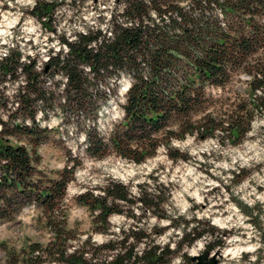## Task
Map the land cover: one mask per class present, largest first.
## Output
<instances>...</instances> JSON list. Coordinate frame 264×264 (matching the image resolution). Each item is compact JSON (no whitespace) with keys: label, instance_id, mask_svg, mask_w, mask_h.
<instances>
[{"label":"trees","instance_id":"obj_1","mask_svg":"<svg viewBox=\"0 0 264 264\" xmlns=\"http://www.w3.org/2000/svg\"><path fill=\"white\" fill-rule=\"evenodd\" d=\"M112 1L106 29L100 27L104 16L98 15V24L74 31L72 39L62 31L59 42L68 51L60 48L49 53L43 67L36 56L28 55L24 61L17 46L0 56V81H18L11 95L13 109L7 119L0 116V222L11 220L35 201L43 206L37 208L38 213L43 211L38 222L51 233L47 247L31 242L19 251L6 252L5 264H171L175 255L192 263L187 246L201 237L226 232L210 220L192 219L196 224L191 226L189 219L175 224L176 217L166 213L168 198L163 192H151L144 180L136 185V195L130 184L114 178L88 188L74 201L91 210L94 231L110 232V217L115 213L133 223L120 236L112 231L114 239L99 247L92 244V238L82 240L74 230H65L64 199L75 166H64L56 178L46 177L37 168L36 149L49 131L37 119L41 106L44 119L57 111L63 119L77 117L76 121L87 124L85 151L91 156L104 158L112 153L135 164L153 157L159 146L173 161L189 159L188 152L171 146V138L183 139L185 132H198L197 139L204 140L219 129L224 133L221 142L238 143L250 129L254 114L264 110V95L255 94L257 89L264 90V0ZM61 4L37 0L36 7L27 11L56 33L55 13ZM243 72L256 77L247 98L231 103V97L222 93L221 99H212L221 95L212 92L213 87L225 88ZM122 77L133 81L121 103L123 116L103 135L96 128L98 114L110 96L117 94ZM237 89L235 97L240 98ZM10 98L0 91L2 107L8 106ZM212 105L219 113L216 120L191 122V113ZM220 116H227V128ZM177 121L182 122L179 133L166 129ZM157 131L160 138L153 139ZM10 136H25L30 145L14 144ZM136 207L141 208L140 214L148 211L178 227L174 250L170 240L161 247L150 238L165 228L149 233L138 227ZM222 243L210 240L207 247Z\"/></svg>","mask_w":264,"mask_h":264},{"label":"rangeland","instance_id":"obj_2","mask_svg":"<svg viewBox=\"0 0 264 264\" xmlns=\"http://www.w3.org/2000/svg\"><path fill=\"white\" fill-rule=\"evenodd\" d=\"M58 1H61L62 4L55 13L57 31L56 33H53L41 25L39 20L35 19L27 11L29 7L17 4L16 0H0V28H2L6 33L3 37H0V39L8 41V43L0 44V56H3L5 51L8 52V49L12 46H17V48L22 51L23 55H25V57H22L24 61L27 60L28 55L31 57L36 56L37 64L43 67L44 65L42 63L47 59L49 53L52 54L57 52V48L65 49L64 45L59 42V34H62V31L66 33L67 37L72 39L75 34L73 33L74 31H81L84 30L85 26L98 24V15L104 16L100 27L102 29H106L108 26V18L110 17L109 14L114 4L112 0ZM29 18H34L39 24V29L36 33H25L24 31L26 27L31 26L26 24V21ZM26 36L28 37L27 39L25 38ZM244 73L245 72L239 75H243ZM54 78L63 79V76L55 75ZM126 78L128 77L121 78L116 91L117 94L110 96L108 102L102 107L100 113L98 114L96 128L103 135H106L107 132H109L111 128L122 119L120 117V114L123 113L121 103L124 101L126 87L124 81ZM108 84L110 85V83ZM17 85L18 81H0V91L11 97V102L8 103L7 107H2L0 105V116L4 119H7L9 113L11 112L9 109H13V106L11 107V95ZM246 86V79H238L235 77L227 87L223 88V93L231 97L229 100L230 102H237L243 97L242 95H240V98L235 97L237 94L235 89L239 88L241 92L247 91ZM259 90L264 93V90ZM212 92L219 94V87H213ZM108 93H110V91H108ZM248 93L249 91L247 92V96ZM14 105H16V103ZM42 108L44 107L41 106L38 109L37 117L39 115V118L37 119L39 121V125L42 127L47 126L49 131L46 138L36 149L38 155L40 156L37 168L42 170L46 177L49 176L56 178L59 176V172L64 166H75L73 179L67 184V194L64 199L66 211L77 205V202L74 201V190L99 187L108 181V179L114 178L112 172L113 169H115V172L118 173L119 176L125 177L128 172L131 171L134 172L135 175L128 178L127 184H130L132 188L135 187L137 189L136 185L145 180L149 184V190H151V192H163L164 196L168 198V202L165 205L166 213L171 215L177 212V205L182 199L191 203L192 208L189 209V213L192 214V218L190 219L191 221L189 222V226L196 224V221L192 220L198 219L194 215L195 212L203 213L207 211L209 216L199 220H210L211 223L212 219H222L228 215H233V218L235 219L236 209L238 208L241 214L248 217V219L244 221V225L246 226L251 224L253 226V230L259 235L260 243L264 244V208H261L259 203L252 208L248 207L245 203V199H254V196H250L252 188H256L257 192H264V187H262L259 183V180L264 178V170H262V167L264 166L257 165L252 168H240L237 164L235 167L229 169L219 168L217 165L221 162L230 163L231 156L218 155L215 152L200 153L203 160H198L190 156L189 159L173 161L171 158H168L162 146H159L156 151L157 153L153 157H150L146 161L139 164H135L124 158L122 159L120 156L112 153H110L107 157L97 158L93 155L91 156L87 153V151H85L86 139L83 137L85 129L89 128L87 124H82L76 121L77 117L68 116L67 119H63L61 112L58 113L57 111H50L49 116L44 119L42 117ZM256 114L264 117V110L256 112ZM246 139L245 135V137L238 143H233L229 139H226L225 142L220 141V144L225 152L237 155L238 153L242 154L245 150L244 141ZM10 141L14 144L19 143L26 146L30 145L25 136H10ZM202 141L203 140L197 139V143ZM160 158H162L163 162H161ZM153 161H155V167H153ZM189 166H195L198 172L203 173V177L196 182L197 187H199L201 183L207 179H211L216 182V185L211 187L207 184H203V187L208 190L201 192V195L204 196V202L202 204H196L194 199L188 196L183 190L184 181L181 180V177H184V180L188 183H192V178L185 175L187 167ZM149 169L151 170L149 171ZM177 169L180 171H177ZM215 172H220L221 175L217 176L215 175ZM77 173L83 174L82 179L77 176ZM161 177H163V179H161ZM173 177L176 178L173 179ZM114 179L124 182L119 178ZM93 181L99 182L93 183ZM149 181L151 183H149ZM189 190L191 191V189ZM134 212L137 214L139 219V221L136 219L138 227L145 228L149 233L155 232L156 230H159V228H165L164 232L159 235H155L154 233L150 235V238L154 239L155 242L169 231L172 232V235L168 237V241L170 240L171 245L175 242V240L179 239L180 233L178 232V227H173L174 225L170 224L163 226L159 224V221L169 219L157 218V216L148 211L140 214L141 208L139 207H136ZM116 216H123L125 218L124 222L118 223L114 219ZM153 218L157 220L156 225L151 223ZM186 219L187 218L185 216H179L175 218L174 222L175 224H180V222H183V220ZM82 220L83 222L79 224L78 228L74 229V231L78 233L79 238L82 240L84 236L92 238V234L95 233L113 236L114 232V236H120V231L123 229L126 230L129 225L133 223V219L124 215L116 213L112 214L110 217V232L104 233L93 230L94 227L91 216L85 215L82 217ZM5 221L7 220H3L0 224H3ZM199 226H202L201 223ZM117 228H119V232L116 231ZM220 230H225V234L222 235V233H219L217 237L213 236L211 241L217 239L219 242L223 241V243L218 244L211 250L215 251L220 249L222 251V255L219 256L218 264H235L234 261H230L225 256V252L231 246L228 242L233 236L239 235L242 239H247L245 227L220 228ZM32 235L39 239L45 236L50 237L51 233L38 222V229L36 232H33ZM195 241L192 245L187 246L185 249L188 254L192 250ZM31 242V240L25 239L24 246ZM252 242H256V235L252 237ZM207 243L205 245V249L208 248ZM0 244V264H5L6 245L4 243ZM251 255L254 254L243 253L241 264H253V262L249 259ZM255 255L258 256L255 264H261V262L264 261V248L258 249ZM176 257L180 256L175 255L172 259ZM48 264L56 263L50 262ZM183 264L196 263L194 261L191 263L183 260Z\"/></svg>","mask_w":264,"mask_h":264},{"label":"clouds","instance_id":"obj_3","mask_svg":"<svg viewBox=\"0 0 264 264\" xmlns=\"http://www.w3.org/2000/svg\"><path fill=\"white\" fill-rule=\"evenodd\" d=\"M17 4L23 5L25 7L29 8H35L37 4V0H16ZM50 2V0H49ZM155 16V13H153ZM28 26L24 29L25 33H36L39 29V24L35 21L34 18H29L26 21ZM5 31L0 28V37H3L5 35ZM28 38L27 36L25 37ZM8 43V41L4 39H0V44ZM57 50H59L57 48ZM65 51H68V49H65ZM3 55H8L7 51L3 53ZM238 79H246L247 81V91L241 92L242 97L247 98V92L251 90V83L255 80L254 75H248L247 73H244L243 75L237 76ZM126 87L125 91L131 88L132 86V78L128 77L124 81ZM219 91L221 95H214L212 99L219 100L222 98L223 88L219 87ZM237 91H240L238 88ZM257 96L264 95L259 89L256 90L255 93ZM226 111V110H225ZM123 113L120 114V117L122 118ZM219 116V113L217 111L216 105L212 106H205L201 110L191 113L190 119L193 124H198L199 122H203L206 120V118L211 117V119L216 120ZM39 118V115L38 117ZM220 119L224 121L223 127H228V119L227 116H220ZM181 125L182 122L177 121L173 123H169L166 125V129L168 131H172L175 133H179L181 131ZM199 133L196 132L193 133H184L183 139L173 137L171 138V146L173 148L180 149L181 151H186L189 153L190 156L198 159L203 160V157L200 155V153H212L215 152L218 155H224V156H231V162H221L217 166L219 168L223 169H229L235 167L237 164L240 168H252L257 165L264 166V117L259 116V114H254L253 119L251 121V127L246 132V140L244 141L245 144V150L242 152V154L238 153L237 155H232L230 152H225L220 144L219 137L224 135L222 131L219 129L214 132L213 136L208 137L204 139L202 142L197 143V137ZM84 139H87L86 134L83 137ZM153 139H159L160 133L154 132L152 134ZM161 162H163L162 158ZM62 167V166H61ZM153 167H155V161H153ZM151 169H149L150 171ZM262 170H264V167H262ZM142 171V170H141ZM177 171H180L177 169ZM114 178H119L124 181L126 184L128 181V178L135 175L134 172H128L127 176H119L118 173L115 172V169L112 170ZM186 176L192 178V183H188L186 180H184V177H181V180L184 181V192L187 193L188 196L192 197L196 204H202L204 202V196L201 195L202 191H207L208 189H205L203 187V184H207L208 186H215L216 182L211 179H207L201 183L199 187L196 186V182L203 177L202 172H198L195 166H189L187 167ZM215 175L219 176L221 175L220 172H215ZM78 177H81L82 173H77ZM176 177H173L175 179ZM163 179V177H161ZM99 181H93V183H98ZM149 183H151L149 181ZM259 183L262 187H264V178L259 180ZM191 189V191L189 190ZM131 191L139 195L138 189L133 187ZM87 192V189H80V190H74L75 197H79L80 195H84ZM67 194V192H66ZM250 196H254V199L248 198L245 199V203L248 205V207L252 208L255 207L257 203L261 206V208H264V192H257L256 188L251 189ZM43 209V206H38L35 201H33L30 205H25L22 207L11 220L5 221L3 224H0V243H4L6 245L5 251L8 252L12 248H15L17 251L21 247L24 246L25 239H29L34 243H41L42 247H47L50 242V237H43V238H37L32 235L33 232H36L38 229V221L39 217L43 215V211L37 212V208ZM234 207V206H232ZM192 208V204L189 203L187 200H180L179 204L177 205V212L173 213L172 215L175 217L179 216H185L187 219L192 218V214L189 213V209ZM85 215L91 216V210L88 209L85 205L77 203V205L74 208H70L65 213V230L66 231H72L74 229H77L79 224L83 222L82 217ZM194 215L198 219H202L209 216V213L207 211L201 213V212H195ZM114 219L118 223L124 222L125 218L123 216H116ZM248 219V217L244 216L240 213V210L236 209V218H233V215H228L226 217L221 218H215L211 220V223L221 229L224 228H239L241 226L245 227V231L247 232V239H242L241 236L236 235L231 238V240L228 242L231 246L227 249L225 252V256L230 260L234 261L235 264H241L242 261V254L243 253H253L254 255H251L249 259L255 264V261L258 259V256L255 255L257 253L258 249L264 248V244L260 243L259 241V235L253 230V226L251 224L244 225V221ZM151 223L153 225L157 224V220L155 218L152 219ZM170 220H161L159 221V224L161 226L170 224ZM117 232H119V228L116 229ZM172 235V232L169 231L165 233V235L161 236L156 242L163 247L164 244L168 243V237ZM182 235V233H181ZM256 235V242H252V237ZM83 239L87 240L88 237L84 236ZM114 237L111 235L106 234H92V244L99 247L103 244L108 243L109 241L113 240ZM211 240V237H201L200 239H197L195 241V244L192 248V250L189 252V255L191 256H198L200 252L205 250V245L207 242ZM145 245L142 243L140 245V248L143 249ZM172 249L174 250L176 245L173 243L171 245ZM73 251L72 249H69V252ZM143 254L142 252L140 253ZM230 254V255H229ZM211 255H214L211 254ZM210 255V258H211ZM9 257H5L7 260ZM171 264H183V260L181 257H176L171 261ZM261 264H264V261L261 262Z\"/></svg>","mask_w":264,"mask_h":264},{"label":"water","instance_id":"obj_4","mask_svg":"<svg viewBox=\"0 0 264 264\" xmlns=\"http://www.w3.org/2000/svg\"><path fill=\"white\" fill-rule=\"evenodd\" d=\"M213 253L214 255H211ZM220 255H222V251L220 249L212 251L211 249L206 248L198 256H191V258L196 262V264H218Z\"/></svg>","mask_w":264,"mask_h":264}]
</instances>
